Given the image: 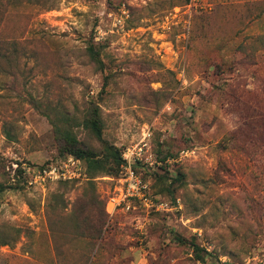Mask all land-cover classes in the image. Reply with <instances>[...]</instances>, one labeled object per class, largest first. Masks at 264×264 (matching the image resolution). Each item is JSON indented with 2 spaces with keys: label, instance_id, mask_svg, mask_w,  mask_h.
I'll return each instance as SVG.
<instances>
[{
  "label": "rangeland",
  "instance_id": "374dc122",
  "mask_svg": "<svg viewBox=\"0 0 264 264\" xmlns=\"http://www.w3.org/2000/svg\"><path fill=\"white\" fill-rule=\"evenodd\" d=\"M94 106L120 175L36 182L53 120L104 156ZM133 150L155 205L111 215ZM193 244L264 264V0H0V264H203Z\"/></svg>",
  "mask_w": 264,
  "mask_h": 264
},
{
  "label": "trees",
  "instance_id": "16d2710c",
  "mask_svg": "<svg viewBox=\"0 0 264 264\" xmlns=\"http://www.w3.org/2000/svg\"><path fill=\"white\" fill-rule=\"evenodd\" d=\"M91 55L95 61L102 64L99 53L95 52L93 48L90 49ZM54 128L57 137L62 141L63 147L62 158L67 155H74L83 161L85 167L86 177L92 174V178L99 175V173H108L120 175L123 164L122 153L119 148L103 139V122L100 116L99 107L94 106L89 113V116L84 121V125L89 128L96 137L101 139L104 143V156H100L96 151L88 147H84L82 142L77 138L74 131L68 126H62L57 121L53 120ZM66 151V152H64ZM64 156V157H63ZM87 163V164H86ZM51 163L36 166V168H43ZM138 172V169L136 170ZM196 252L197 260L206 264V255L201 254L202 248L198 244H193Z\"/></svg>",
  "mask_w": 264,
  "mask_h": 264
},
{
  "label": "built area",
  "instance_id": "2783aa9c",
  "mask_svg": "<svg viewBox=\"0 0 264 264\" xmlns=\"http://www.w3.org/2000/svg\"><path fill=\"white\" fill-rule=\"evenodd\" d=\"M134 153L135 151L133 150L132 154H128V152L123 154L126 162L124 165L123 182L118 187L119 193L110 196L106 206V210L111 215L122 204H126L128 208H131L133 202H139L147 207L155 205L152 196H150L148 184L133 168L132 159ZM85 177L86 173L83 161L74 155H67L56 163L34 169L35 181H39L40 183L46 181V179L80 180Z\"/></svg>",
  "mask_w": 264,
  "mask_h": 264
}]
</instances>
